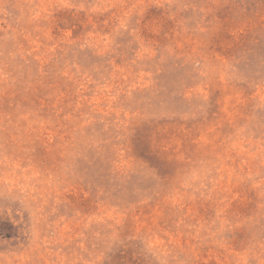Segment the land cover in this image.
<instances>
[{"label": "rangeland", "instance_id": "rangeland-1", "mask_svg": "<svg viewBox=\"0 0 264 264\" xmlns=\"http://www.w3.org/2000/svg\"><path fill=\"white\" fill-rule=\"evenodd\" d=\"M0 264H264V0H0Z\"/></svg>", "mask_w": 264, "mask_h": 264}]
</instances>
